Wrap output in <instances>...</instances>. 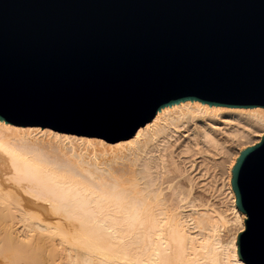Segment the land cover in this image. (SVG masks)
Returning <instances> with one entry per match:
<instances>
[{"label": "water", "instance_id": "water-1", "mask_svg": "<svg viewBox=\"0 0 264 264\" xmlns=\"http://www.w3.org/2000/svg\"><path fill=\"white\" fill-rule=\"evenodd\" d=\"M187 99L264 106V0H0V120L109 142ZM264 264V135L232 166Z\"/></svg>", "mask_w": 264, "mask_h": 264}, {"label": "bare ground", "instance_id": "bare-ground-1", "mask_svg": "<svg viewBox=\"0 0 264 264\" xmlns=\"http://www.w3.org/2000/svg\"><path fill=\"white\" fill-rule=\"evenodd\" d=\"M219 116L243 126L229 133L232 144L246 139L234 151L213 127L210 118ZM191 122L199 142L207 138L230 158L232 218L198 193L173 148L168 157ZM263 135L264 106L197 99L162 107L116 143L0 120V264H246L237 236L247 216L236 203L232 166Z\"/></svg>", "mask_w": 264, "mask_h": 264}, {"label": "rangeland", "instance_id": "rangeland-1", "mask_svg": "<svg viewBox=\"0 0 264 264\" xmlns=\"http://www.w3.org/2000/svg\"><path fill=\"white\" fill-rule=\"evenodd\" d=\"M210 119L212 120V123H214L213 127L216 128L215 130H216L218 137L221 139V141H222V139L226 140L227 142L225 144L228 145V143H229V145H231L234 148V149L232 148L233 151L236 149L235 148L236 146L239 147V143H241L242 141H246V139L242 140L241 142L235 141L233 144H236V146L235 145L233 146V144L231 143L232 136H230V134H231L230 132L234 131L237 128L241 129L243 127L242 124L240 125V123H238L236 120H234V121L230 120L225 116L211 117ZM194 123L195 122H191V123L187 124L185 127H183L181 129V133L176 134V136L173 139V143H175L176 146L173 144L175 146V147H173V145H172V147L170 148V152L168 153V157H172L171 154H173V153L171 151L174 150L173 151L174 155H176L175 156L176 158H174V159H176V161H178V162L180 159V162L179 163L177 162V163L179 165L184 163L181 165L182 167H183V165L185 166V164H186L185 168H188L187 169L188 172L186 174L193 177L195 180V183H198L197 184L198 185L197 187L199 190L198 193H204L205 197L209 199V203L212 205V207L214 206L215 209L226 214L228 216V218H232V216H233V214H232L233 198H232V195H231L229 188H228L227 174H226L227 173L226 168H227L228 163H229L228 159H230V158H229V156L226 157L227 153H225V155L222 154L223 151L221 150V148H219V146L216 145L217 148H215L214 147L215 145L212 142H210V144H212L214 146H212V145L209 146L210 144L208 143L207 138L204 137V138H202L203 140H200V142H199V140H197L198 139L197 135L193 132ZM11 124H13V123H11ZM13 125H16V124H13ZM25 126H39L42 128L41 125H25ZM188 126H189V129L186 130L188 128ZM43 128H49V129H52L53 131H58L61 133H68V134H72V135H76V136L98 138V139L104 140L105 142L110 143L109 141H107L106 139H104L102 137L81 135V134L70 133V132H63V131H59V130L50 128L48 126H45ZM218 131H219V133H218ZM194 135H196V137ZM188 136H190V137H188ZM229 136L231 139L230 138L228 139ZM204 141H205V143H204ZM116 142L117 141L111 142V143H116ZM191 142H192V144H191ZM206 142L208 143V145H206L207 144ZM187 143H190V145H192V146L193 145L196 146L199 144V145H201L200 146L201 148L197 147V146H196V148H198V149L200 148L199 150L196 148H193L194 149L193 152L195 153V155L193 154V152H189V154L185 153V154L180 155L179 153L181 152V150L183 148L184 149L186 148L184 146ZM237 143H238V145H237ZM229 145H228V147L231 148V146H229ZM195 146H193V147H195ZM202 147H204L206 151ZM172 148H173V150H171ZM208 148H210V149H208ZM183 150H182V152H183ZM217 150L219 153L216 152ZM198 151H200L201 153H199ZM220 152H221V154H220ZM209 154H211V155H209ZM178 155L180 156V158ZM182 156H183V159H182ZM185 157H187V158H185ZM191 158H192V160H190ZM193 160H195L196 162ZM181 161H183V162L181 163ZM192 161L195 162V164ZM225 161H227V162H225ZM220 162H223V163L221 164ZM225 165H226V168H225ZM234 227L235 226H229L228 229L230 231H227L228 230L227 229V230H225L226 231L225 233L227 235H230V233L232 231H234V229H235Z\"/></svg>", "mask_w": 264, "mask_h": 264}]
</instances>
